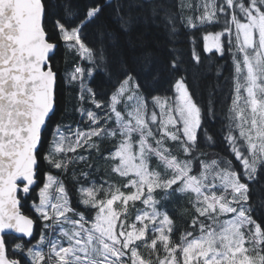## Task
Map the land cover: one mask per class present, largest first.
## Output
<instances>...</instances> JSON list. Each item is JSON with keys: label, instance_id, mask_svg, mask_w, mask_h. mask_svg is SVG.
<instances>
[{"label": "snow or ice", "instance_id": "6c2138e0", "mask_svg": "<svg viewBox=\"0 0 264 264\" xmlns=\"http://www.w3.org/2000/svg\"><path fill=\"white\" fill-rule=\"evenodd\" d=\"M59 7L63 14L50 34L45 0H0V264H264V221L254 218L250 201V184L264 169V0H180L179 11L170 0H64ZM105 8L125 33L141 18L163 21L171 43L178 23L223 22L204 35L203 47L232 55L223 139L239 168L202 150L215 143L205 125L216 120V111H205L195 98L175 47L159 64L148 53L136 67L121 61L106 98L90 86L105 69L112 78L107 49L114 31L101 22ZM90 27L95 44L87 40ZM59 41L79 61L66 68L64 82L78 86L82 104L94 105L77 109L75 127L53 121ZM192 60L202 63L195 49ZM142 77L154 83L167 77L170 95H154L149 104ZM105 140L113 143L107 156ZM93 152L111 161L119 180L93 177ZM45 164L64 173L85 166L80 177L89 186L77 189L79 202L94 215L72 206L64 182ZM33 191L31 207L42 222L35 244L36 221L22 212V200ZM176 194L187 196L194 210L178 242L165 204ZM13 233L20 242L10 251L6 237Z\"/></svg>", "mask_w": 264, "mask_h": 264}, {"label": "trees", "instance_id": "16d2710c", "mask_svg": "<svg viewBox=\"0 0 264 264\" xmlns=\"http://www.w3.org/2000/svg\"><path fill=\"white\" fill-rule=\"evenodd\" d=\"M49 4L48 18L46 19V27L49 33H53V24L55 23V17L61 16L62 9L59 7L64 3V0H45ZM87 0H73V3L83 4ZM101 3L104 0H100ZM171 3L177 6L179 11L180 0H170ZM187 2V0H185ZM52 4H56L57 7H51ZM101 22L106 24L111 30L114 31V39L110 42V47L107 49L108 63L111 67L112 78L109 79V71L107 69L96 74L93 78H90V86L96 90L101 98H106L105 93H109L112 84L115 83L116 75L121 61H127L129 67H136V62L143 59L145 53L151 55L152 59L157 64L167 60L170 55V49L175 47L180 50L185 63L189 68V85L193 91L197 101L203 105L205 111L209 106H213L216 111V120L214 122L206 123L205 127L209 129L215 143L210 146L203 147V151L208 153L209 159L227 158L232 159L235 166L239 168L238 162L234 160V157L230 154L227 143L224 141L223 136L226 133L225 124L227 121L224 118V113L227 110V106L231 102V93L233 89V67L230 60V53L225 51L224 54H218L216 52L205 53L203 47V37L209 32H215L221 30V26H200L197 22L195 28L187 27L185 25L177 24L178 35L175 37L176 43H171L172 39L165 27V24L161 20L156 22L145 21L143 18L135 22L128 32H121L117 25L113 22L109 15V9L105 8L104 13L101 16ZM150 25V26H149ZM163 27V28H162ZM52 39H57L55 35ZM225 39L222 37V40ZM87 40L90 44L96 42V29L90 27L88 30ZM196 50L201 56L202 63L197 66L192 60V51ZM79 62L75 52H71L65 46L63 41H59V47L56 51L55 57L52 61L54 67L59 71L60 84L58 88V109L53 121H63L65 124H71L73 127L80 121V114L77 111L80 107H92L87 102L83 103L79 99L78 86L72 87L64 82L66 68H71L73 62ZM86 64L87 62H83ZM221 73L217 75V73ZM167 77L161 79L159 83H154L150 80L146 81L143 77L141 83L144 85L145 94L148 96V101H151V97L154 95H170L167 91L169 84L166 82ZM214 102V103H213ZM81 127L86 125L81 122ZM224 128L222 132L221 129ZM101 151L107 156L108 151L113 147L112 142L104 145L101 144ZM87 154V153H85ZM93 160L90 161L94 164L92 169V175L98 182L110 180L114 182L115 177L110 178L111 175L110 166L111 162L106 159H97V153H92ZM106 162H105V161ZM197 170L199 165L197 164ZM84 165H74L69 168L67 173L62 170L49 169L45 164L44 170L51 171L54 176L64 182L66 189L69 193L72 206L80 212H85L86 215H94V212L85 209V207L79 202L78 188L81 186L87 187L88 183L80 177L81 169H84ZM74 169L75 176L74 179ZM101 176H108L106 179L99 178ZM250 201L257 207V212L254 218L257 222L264 221V169H260L258 177L250 184ZM35 191L32 195L22 200V212L29 215L36 222L34 224V234L31 239V243L35 244L39 239L42 222L36 217V214L32 210L33 197H35ZM177 200L179 196L177 194ZM181 200V199H180ZM38 202V201H37ZM166 209L170 216H173L175 225L174 240L179 241L181 232L188 229L191 224V217L194 214V210L188 202L183 201L182 204L175 201L171 206H166ZM175 214V216L173 215ZM190 230V229H188ZM8 248L11 251L14 243L20 242L16 239V236L11 234L6 237Z\"/></svg>", "mask_w": 264, "mask_h": 264}, {"label": "rangeland", "instance_id": "374dc122", "mask_svg": "<svg viewBox=\"0 0 264 264\" xmlns=\"http://www.w3.org/2000/svg\"><path fill=\"white\" fill-rule=\"evenodd\" d=\"M220 26L221 27H223V22H221V24H220ZM203 46H204V40H203ZM213 52H215V50H213ZM219 54V53H218ZM230 60H231V63H232V67H233V61H232V55L230 54ZM233 72H234V67H233ZM149 104H151V101L149 102ZM158 111V110H157ZM110 141H107V140H105V141H103L102 143L104 144V145H106V144H108ZM112 145H113V143H112ZM101 148H103V147H101ZM111 150V149H110ZM105 161V160H104ZM109 162H111L110 160H108ZM106 162V161H105ZM110 170H111V166H110ZM109 170V171H110ZM112 175V174H111ZM110 178H113V177H115V176H109ZM99 178H101V179H106V178H108V176H101L100 175V177ZM116 179H119L118 177H115ZM178 196L180 197L179 198V200H177L178 198H177V194L175 195V196H173V197H169V198H167L166 200H165V204H166V206H171V204L175 201L176 203H180V204H182V202L183 201H185V202H188L189 204H190V202H189V198L187 197V196H184V195H182V194H178ZM181 199V200H180ZM191 205V204H190ZM174 216H175V214H173ZM172 219H173V216H170ZM26 239H28V238H26Z\"/></svg>", "mask_w": 264, "mask_h": 264}, {"label": "bare ground", "instance_id": "6f19581e", "mask_svg": "<svg viewBox=\"0 0 264 264\" xmlns=\"http://www.w3.org/2000/svg\"><path fill=\"white\" fill-rule=\"evenodd\" d=\"M150 26V25H149ZM163 28V27H162ZM13 235H15L16 237L18 236V234H13ZM25 240H27L26 238H24Z\"/></svg>", "mask_w": 264, "mask_h": 264}, {"label": "water", "instance_id": "95a60500", "mask_svg": "<svg viewBox=\"0 0 264 264\" xmlns=\"http://www.w3.org/2000/svg\"><path fill=\"white\" fill-rule=\"evenodd\" d=\"M13 234H15V233H13Z\"/></svg>", "mask_w": 264, "mask_h": 264}]
</instances>
